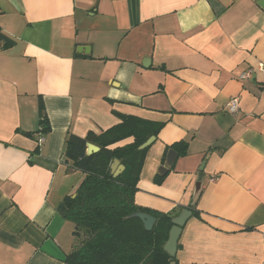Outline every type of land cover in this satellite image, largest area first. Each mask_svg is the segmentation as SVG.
Returning a JSON list of instances; mask_svg holds the SVG:
<instances>
[{
	"label": "crops",
	"instance_id": "crops-1",
	"mask_svg": "<svg viewBox=\"0 0 264 264\" xmlns=\"http://www.w3.org/2000/svg\"><path fill=\"white\" fill-rule=\"evenodd\" d=\"M0 32L12 41L0 42V264H64L76 239L58 207L83 179L66 136L118 115L163 124L138 206L177 216L204 164L174 264H264V0H0Z\"/></svg>",
	"mask_w": 264,
	"mask_h": 264
},
{
	"label": "trees",
	"instance_id": "trees-1",
	"mask_svg": "<svg viewBox=\"0 0 264 264\" xmlns=\"http://www.w3.org/2000/svg\"><path fill=\"white\" fill-rule=\"evenodd\" d=\"M0 42L8 46L12 41L0 32ZM38 114V134H47L50 126L41 100ZM118 117V124L100 134L88 133L84 138L71 133L66 136L64 161L72 170L80 171L83 179L74 197L66 196L58 207L59 214L73 224L72 235L76 239L64 264L174 263L175 258L163 250L173 215L142 208L134 200L148 149L139 150V146L149 137H157L163 124L134 116ZM129 139V143L118 145ZM87 143L97 146L99 151L86 155ZM171 148L184 156L188 145L179 142ZM115 159L125 168L117 177L110 173ZM134 213L154 217L152 229L146 231L138 218L131 217Z\"/></svg>",
	"mask_w": 264,
	"mask_h": 264
},
{
	"label": "water",
	"instance_id": "water-1",
	"mask_svg": "<svg viewBox=\"0 0 264 264\" xmlns=\"http://www.w3.org/2000/svg\"><path fill=\"white\" fill-rule=\"evenodd\" d=\"M155 137H149L142 145L139 146V150H143L148 147L153 141ZM99 148L93 144L87 143L86 144V155H91L97 153ZM177 157V153L172 149L168 150L166 155V160L164 166L160 167L158 173L160 175H164L167 170L172 166L175 159ZM204 164L200 167V174L198 175V180L194 187V193L192 196V202L189 208L183 209L177 216L171 219L172 227L169 232L168 240L164 244L163 250L169 255V257L174 258L177 251V243L180 237L182 227L187 219L191 216V208H193L194 204L196 203L200 190H201V179H202V169ZM124 166L119 163L118 160H113L112 164L110 165V173L113 177L119 176L124 171ZM132 218H138L146 231H150L155 223L154 217L146 213H134L131 215ZM174 264V263H170Z\"/></svg>",
	"mask_w": 264,
	"mask_h": 264
},
{
	"label": "built area",
	"instance_id": "built-area-1",
	"mask_svg": "<svg viewBox=\"0 0 264 264\" xmlns=\"http://www.w3.org/2000/svg\"><path fill=\"white\" fill-rule=\"evenodd\" d=\"M256 71L261 73L262 75H264V63H259L257 65ZM254 72H255V70H247V71L241 73L238 76V79L240 81L250 80V79H252ZM238 110H239V98L233 97L227 102L226 111L231 115H235L238 112ZM43 141H44V137H43V135L40 134L38 136V141H37L38 145L42 144ZM215 179H216L215 177H212L211 182H214Z\"/></svg>",
	"mask_w": 264,
	"mask_h": 264
}]
</instances>
